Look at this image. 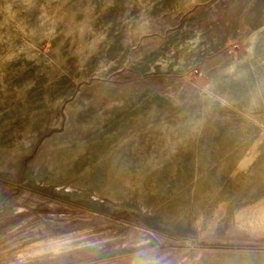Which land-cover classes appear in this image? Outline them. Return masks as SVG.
Here are the masks:
<instances>
[{"label":"rangeland","instance_id":"1","mask_svg":"<svg viewBox=\"0 0 264 264\" xmlns=\"http://www.w3.org/2000/svg\"><path fill=\"white\" fill-rule=\"evenodd\" d=\"M0 264H264V0H0Z\"/></svg>","mask_w":264,"mask_h":264}]
</instances>
